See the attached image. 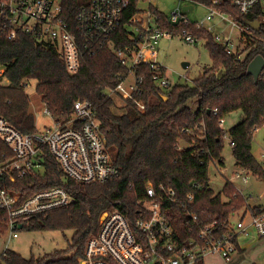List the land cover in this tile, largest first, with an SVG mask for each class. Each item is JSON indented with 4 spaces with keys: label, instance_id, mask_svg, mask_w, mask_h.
Returning a JSON list of instances; mask_svg holds the SVG:
<instances>
[{
    "label": "trees",
    "instance_id": "16d2710c",
    "mask_svg": "<svg viewBox=\"0 0 264 264\" xmlns=\"http://www.w3.org/2000/svg\"><path fill=\"white\" fill-rule=\"evenodd\" d=\"M89 1L63 0L65 19L73 22L79 8ZM138 5L139 0H130L125 9L123 22L113 35L118 45L129 43L126 24L138 12ZM154 12L161 17V27L176 32L187 27L206 38L212 64L192 83L178 82L170 89L156 86L151 70L140 68L145 81L143 93L137 96L147 100L144 112L138 111L131 100L121 99L124 103L118 106L117 96L109 93V88L120 82V76L128 73L113 50L104 47L93 55L85 54L79 71L72 74L56 48H46L26 34L15 39L0 36V60L8 64L11 81L9 87L0 89V116L23 133L39 130L26 93L30 79L37 80L36 90L57 120L69 119L75 101L88 99L95 106L106 145L120 168L119 175L106 182L78 183L65 177L57 160L46 150L42 174L27 175L9 186L23 198L47 187L66 188L72 196L69 205L32 218L24 229L72 230L69 247L38 258L8 250L0 264H82L86 243L98 233L102 215L119 207L134 218L146 199L148 183L176 191V199L167 200L166 206L179 242L187 236L188 211L197 213L204 223L217 220L224 224L244 207L254 213L263 210L262 205L251 206L229 180L223 190L228 200L224 201L209 187L208 176V162L222 158L223 138L228 133L230 142H235L237 163L264 178L263 166L252 152L254 130L264 126V73L258 81L248 73L249 63L262 52L261 45L239 61L227 54L212 34L192 26L172 25L168 15L156 9ZM194 102L196 107L192 106ZM238 110L242 111V119L227 132L220 119ZM3 153L8 154L9 148L0 138ZM195 183L201 187H195ZM196 264L205 263L200 259Z\"/></svg>",
    "mask_w": 264,
    "mask_h": 264
},
{
    "label": "built area",
    "instance_id": "2783aa9c",
    "mask_svg": "<svg viewBox=\"0 0 264 264\" xmlns=\"http://www.w3.org/2000/svg\"><path fill=\"white\" fill-rule=\"evenodd\" d=\"M143 1L148 3V8H141L139 0L138 12L126 24L130 41L124 46L118 45L113 35L123 22L130 0H90L79 8L73 22L64 17L63 0H0V36L15 39L26 34L46 48H56L72 74L79 71L85 54L93 55L104 47L113 50L128 73L120 76V82L109 88V93L133 101L136 109L144 112L147 100L137 96L143 93L145 81L140 68L151 70L159 88L170 89L174 85L160 61L157 42L176 35L191 44L205 45L207 40L187 27L179 32L161 27L158 22L161 17L154 9L161 11L155 7L154 0ZM180 1L178 8L168 15L172 25L192 26L212 34L227 54L239 61L259 44L260 54L264 55V0ZM189 5L193 8L188 9ZM196 5L204 7L205 14L191 19L186 11L196 10ZM248 20L258 21L260 28L255 29ZM210 67H204L202 72ZM7 69L8 64L0 60V89L11 85ZM180 77L190 79L186 74ZM43 112L53 117L46 105ZM224 122L222 117L220 124ZM0 138L9 148L8 154H0V230L8 233L2 255L10 250V241L19 236V231L32 218L72 202L71 194L63 186L39 189L25 198L10 188V183L45 171L46 150L57 160L65 177L78 183H103L120 173L102 135L95 106L88 99L75 101L69 119L54 118L52 126L32 133L21 132L0 116ZM230 143L235 146V142ZM211 162L224 163L223 158H212L208 165ZM237 165L241 171L235 175L244 182L251 173L255 174ZM261 165L264 169V160ZM194 186L201 187L199 183ZM175 199L174 188L163 184L157 188L148 183L146 199L134 218L119 207L107 211L98 233L86 243L82 264H196L209 255H219L227 262L238 250L240 237L251 233L264 237V206L258 213L244 207L237 223L232 221L234 213L224 224L217 220L204 223L197 213L188 211L187 236L179 242L166 206L167 200ZM247 213L251 215L249 224L244 222Z\"/></svg>",
    "mask_w": 264,
    "mask_h": 264
},
{
    "label": "rangeland",
    "instance_id": "374dc122",
    "mask_svg": "<svg viewBox=\"0 0 264 264\" xmlns=\"http://www.w3.org/2000/svg\"><path fill=\"white\" fill-rule=\"evenodd\" d=\"M180 0H154V5L162 13L169 15L175 11L180 5ZM184 4H182L183 6ZM141 8H148V3L141 0ZM186 14L191 19L200 18L205 14V8L196 5V10L186 11ZM160 61L167 69V76L172 83L188 82L192 83L193 79L203 73V68L210 66L212 60L208 49L203 43L191 44L185 41L181 36L173 38H162L157 42ZM183 62H189L190 65L185 68ZM188 75L189 80L186 81L180 75ZM37 80L30 79L27 83L26 93L30 100V111L35 116V124L39 130L54 124V118L43 112L45 104L41 99V95L36 90ZM118 106L123 105L120 97H116ZM196 103H192L196 107ZM242 111H234L224 116L225 122L222 127L227 132L229 129L241 121ZM182 146H187V143L181 142ZM223 165H217L214 162L209 164L208 176L209 187L216 193L221 194L224 201L228 197L224 193L225 183L229 180L235 187L242 191L247 197L248 203L251 206L264 205V178L256 174H250L249 180L244 182L235 175L236 171H241L237 165V159L233 154V146L230 143L229 134L223 138ZM111 156L114 157L112 150L108 149ZM252 152L255 158L261 163L264 160V126L256 127L253 135ZM242 211L234 214L232 221L237 223L241 217ZM245 224L251 222V215L247 213L244 218ZM7 231L0 230V260L2 253L8 242ZM73 235L72 230H28L22 229L19 231V236L14 238L9 243L10 250L23 255L26 258L32 256L43 257L46 254H52L55 251H63L69 247V241ZM239 242L241 248L236 250L229 261H225L219 255H209L204 259L205 264H264V237H255L253 235L240 237Z\"/></svg>",
    "mask_w": 264,
    "mask_h": 264
},
{
    "label": "water",
    "instance_id": "95a60500",
    "mask_svg": "<svg viewBox=\"0 0 264 264\" xmlns=\"http://www.w3.org/2000/svg\"><path fill=\"white\" fill-rule=\"evenodd\" d=\"M186 9V6L183 7ZM188 9H192L193 5L187 6ZM249 24H251L255 29H259L260 25L258 21H247ZM190 65L189 62H183V66L187 68ZM264 70V55L258 54L248 65V73L251 74L256 81L259 80L260 75L262 74ZM106 216V212L102 215L101 220L104 219Z\"/></svg>",
    "mask_w": 264,
    "mask_h": 264
},
{
    "label": "crops",
    "instance_id": "0c3cea01",
    "mask_svg": "<svg viewBox=\"0 0 264 264\" xmlns=\"http://www.w3.org/2000/svg\"><path fill=\"white\" fill-rule=\"evenodd\" d=\"M260 205H262V204H260ZM262 206H264V205H262ZM251 235L256 237V235L254 233H251L250 235H247V236H251ZM247 236H242V237H247ZM241 248H243V247H241L240 242H239V248L238 249L240 250Z\"/></svg>",
    "mask_w": 264,
    "mask_h": 264
}]
</instances>
